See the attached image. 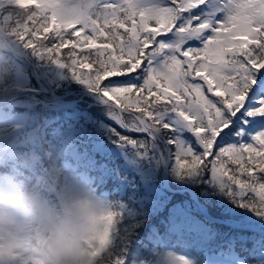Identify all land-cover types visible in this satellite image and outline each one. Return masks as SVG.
I'll list each match as a JSON object with an SVG mask.
<instances>
[{"label":"snow or ice","instance_id":"6c2138e0","mask_svg":"<svg viewBox=\"0 0 264 264\" xmlns=\"http://www.w3.org/2000/svg\"><path fill=\"white\" fill-rule=\"evenodd\" d=\"M82 3L65 12L61 0H0V41L100 95L133 134L117 132L119 142L143 151L164 133L177 175L208 174L264 217V0ZM119 217H106L92 264H108Z\"/></svg>","mask_w":264,"mask_h":264},{"label":"trees","instance_id":"16d2710c","mask_svg":"<svg viewBox=\"0 0 264 264\" xmlns=\"http://www.w3.org/2000/svg\"><path fill=\"white\" fill-rule=\"evenodd\" d=\"M43 35L44 34L41 33L40 38H42ZM25 39H27V37ZM22 51L23 54L26 55V58H28L26 59L25 57H23L26 61L25 63H27L28 65V68L24 69L25 73H27L25 87L30 89H39V91L35 93H28L27 96H23V93L21 91H12L11 96H18L17 101L33 100L34 97L38 99L40 98L42 93L46 92L43 80L40 77L48 80L52 84V86L57 82H61L62 84L70 82L72 89L76 93L79 92L78 90L81 88L90 90L86 84L81 83L82 85L78 86L76 83L77 79L71 74V71L67 68H61V76L58 79H54L52 75L55 74V71L58 70V65L37 58L28 51ZM67 51V48L61 51V59L64 58ZM17 58H19V56ZM29 61L32 63L34 70L37 72V74L40 75V77H38L32 70V66ZM39 68H41L43 71H46L44 75L40 72ZM206 95L210 94L206 93ZM79 104L65 108H47L41 110L33 107L30 103H14V105L11 104L12 106L0 105V107H12L13 110H17L21 113V115H27L28 117L22 129L11 133V135L13 134L12 136L14 137V140L17 143L21 138H28L29 132H27L25 129L32 131L37 137L36 143L30 148L27 146L29 145V142H26L21 145L18 144V152H31V149L36 152L35 147L38 144L42 145L43 147H46V144L44 142L48 139V145L50 148L54 149L56 152H60L61 156H64L65 158L67 157L69 162L75 165L74 173L77 174L78 172H87L89 174L94 175V181L98 182V191H100V189L103 187L118 186L121 181H123V183H126V194L124 198L127 201V204L131 208H134L137 215L133 218L123 216L119 217V219L117 220L115 224L116 236L114 237L111 247L105 253V256L108 258V260L114 259L115 264L117 261H119L120 264H140L139 258L137 257L135 258V261L132 260L131 262H126V254L129 248V244L133 239H136L135 242L139 245L141 252L147 253L148 249L143 246V243L145 241L148 224L151 222H154L153 224L156 226L157 232L162 235L164 234L168 238L177 237L178 233L182 232L185 237L190 238L196 236L198 237L197 239L199 241H202L204 240L203 238H205L207 235H209V233H211V230L214 232L217 231V228H213L210 222L202 218V216L197 215L191 209V206L188 202L187 194H171L163 189H159L157 187V184L154 183L155 180H158L159 178V175L155 173H153L154 177L150 176L149 178V182L151 184L153 183L152 189L146 188L144 184H149L141 181L140 176H138L137 173L135 174L134 170L125 169L123 167V163L121 164L119 162V159L115 154L106 151V149H102L101 147L98 148L97 146H95L94 143L96 142H100V145H107L108 143H110L111 140L115 141L117 139V132H119L120 134H127L129 136H132L133 134L125 133L124 130L119 129L120 125L117 123L114 116L110 113V109L108 107H85V104ZM101 109L105 110L108 113V115L106 114V112L103 113L106 114L108 117L104 116L103 114H99V111H103ZM36 118H41L42 120L40 121ZM93 118L104 124L106 132L103 133V135L95 134L93 135L91 140H88L84 137L80 138L77 133L69 132V130L75 126L79 127V129L81 130L87 126H90L89 120ZM27 122L29 123L28 126ZM69 136L71 137L69 138ZM157 136H160L163 140H166V136L164 133H159L157 134ZM67 137L68 139L66 142L64 139ZM107 139H110V141H107ZM140 142H144L142 138H140ZM125 146L127 145L124 143V147ZM154 147L155 146L151 141V147H149V149H151L152 152L147 151V148H145L144 151L149 154L151 153V162H153L155 168L157 167L158 169H160L159 157L156 156ZM126 148L129 152L132 153L136 152L138 154L142 152L137 147L132 149L130 147L128 148L127 146ZM7 157L8 155L5 156V159H7ZM101 162L105 164L107 170L103 171L100 170V168L94 167V164L95 166L98 165L99 167V164ZM16 166L18 170L23 173L24 181L30 184L32 182L34 172H40L41 169L44 167L50 169L58 167V161L55 158L51 157L49 158L48 163H45L44 159L41 156L40 160L32 162L31 164L23 165L22 163L17 162ZM23 166H25V168ZM114 167L118 169L116 174H113ZM168 171L171 183L173 184V181H177L176 185L170 184L172 187H185V182H187L188 180L187 175H184L186 176L185 178H183V176L181 175H177L175 168L169 169ZM152 177L155 179H152ZM135 182L137 184H135ZM212 183V186L207 184L204 187H199L204 192V196L201 199H203V203L205 205H207L210 209L214 210L213 215H227L228 212L225 209L226 207L234 209V213L240 215L243 213V210H248L249 212L255 213L250 209H245L242 207L237 208V204H235L232 199H230L229 196L225 194V192L219 187V185L213 181ZM215 189L220 190L219 198L213 196L212 190ZM153 191L159 192L160 196L155 195L152 198L155 199L154 201H157L155 206L161 208L158 211L153 212L152 210H150V212H147V203L144 201V198L147 194ZM109 195L113 201L117 200V190L110 191ZM220 207H223L221 211ZM145 214H147L146 217ZM225 228L226 230L223 232L225 236L235 237V235L244 234L246 237H248L249 241L254 240V247L252 251H243V246L246 245L247 242L240 243L239 248L237 247V249L240 254H244L248 258V260L255 264V261L257 260L255 258H257L258 252V250L256 249H264V238L256 237L255 235H252L247 231H242L237 228ZM132 249L133 248L130 249V253ZM114 252H116V254H118L119 252L122 253L119 255L115 254L116 257L113 258L112 255Z\"/></svg>","mask_w":264,"mask_h":264},{"label":"clouds","instance_id":"9594fccd","mask_svg":"<svg viewBox=\"0 0 264 264\" xmlns=\"http://www.w3.org/2000/svg\"><path fill=\"white\" fill-rule=\"evenodd\" d=\"M61 8L84 10L82 0H61ZM18 46L0 41V105H6L22 76ZM29 163L40 153L20 151L10 157ZM0 169V264H92L91 252L107 227L115 203L98 194L82 174L54 167L51 183L37 190L13 170ZM45 178L38 182L44 184ZM53 196L55 199L53 200ZM173 249L161 248L142 264H185Z\"/></svg>","mask_w":264,"mask_h":264},{"label":"rangeland","instance_id":"374dc122","mask_svg":"<svg viewBox=\"0 0 264 264\" xmlns=\"http://www.w3.org/2000/svg\"><path fill=\"white\" fill-rule=\"evenodd\" d=\"M150 24H154V22H150ZM78 27H77V29H78ZM21 52H23V51H21L20 49L17 50V53L19 55L22 54ZM18 59H19L18 67L22 68L23 74L15 82V86H14L13 91H24V93L22 95L27 96V93H30V91H27L28 89L25 87L26 79H27V73H25L24 69H26V67L28 65H27V63H25L26 61L24 60L23 57L22 58L19 57ZM26 59H28V58H26ZM39 69H40V72L44 75V73L46 71H43L41 68H39ZM57 69L58 70L55 71V74L52 75L54 79H58L61 76V70H60L61 68L59 67ZM44 87H45L46 92L42 93L40 98H38V99L36 97H34L33 100L17 101L18 96L14 95V96H10L6 105L12 106L11 104L14 105V103H30V104H32L33 107L41 110V109H47V108L48 109L65 108L70 103H72V104L76 103V105L80 103V104H85L86 106H89L88 104H90V102H92L93 104L99 103V102L101 103L100 98L95 97V96L92 97L91 93H88V94L83 93L82 95L80 92L73 93L71 91H66L63 94H60V93L55 92V91L54 92L52 91L53 93H51L47 86L44 85ZM56 88L59 89L60 87H58V85H56ZM61 90H64V88ZM32 93H35V92H32ZM97 105H99V104H97ZM43 106H45V107H43ZM99 107L103 108V106H99ZM101 110H103V109H101ZM99 112H100L99 114H103L106 111L103 110V111H99ZM106 114L108 115L107 112H106ZM106 114H103V115L107 116ZM27 118H28L27 115H21V113L18 112L17 110H13L12 108L8 109V108L0 107V127H1L0 128V155H3V158H5L6 155L14 156L16 153H18V151H17V149H19V147H17L18 144L21 145V144H24L26 142H29V145H27V146L30 148L31 146H34V144L36 143V141H37L36 135L32 131H29L28 129H25L27 132H29L28 138H25V137L21 138V139H19L18 143L14 140V137L12 136L13 134L12 135L10 134L14 130H18L21 127L23 128L24 121H27ZM36 119H39L40 121L42 120L41 118H36ZM89 122H90V126L87 127L88 129L86 128L87 130L85 128L81 130V129H79V127L75 126V127L71 128L69 130V132L70 133H72V132L77 133L80 136V138L83 137L84 135L89 136L90 133H88V131L91 132L92 137L95 134L103 135V133L106 132V128L102 122L97 121L95 118L89 120ZM28 124L29 123L27 122V126H28ZM5 125L7 128H9L11 130V132L5 131V130H7L4 128ZM119 129L124 130L121 127ZM8 132H10V133H8ZM70 137L71 136H69V138ZM92 137L90 139H92ZM67 139H68V137L65 138L64 140L67 142ZM90 139H88V140H90ZM107 141H110V139H107ZM100 144H101L100 142L94 143V145L97 146L98 148L101 147L102 149H106V151L115 154L118 157L119 162L121 164L123 163V167L125 169L134 170L135 174L137 173V175L140 176L141 181L149 184V185L144 184L146 188L152 189L153 183L151 184L149 182V178H150V176H153V173L159 175V180L158 181L155 180L156 184L160 183L164 187L166 186V183L168 186H170V184H172L171 179L168 177V175H167V177H164L163 170H162L161 166H160V169H158L157 167H156L157 169L155 168V165L153 164V162H151V159H152L151 153L149 154L144 150L138 154L136 152H134V153L129 152L126 148L127 146L124 147V143L119 142L117 139L115 141L111 140L110 143H108L107 145L106 144L100 145ZM155 144L157 145V149L156 148L154 149V151L156 152V156L159 157V153H160L161 157L163 159L164 166L167 169H173V167H175V165H174L172 158H171L172 152L169 149L166 140H163L160 136H156ZM31 151H33V150L31 149ZM147 151H149V150H147ZM50 152H52L54 154V150L51 149ZM50 152H46V153H44V155H48V154H50ZM149 152H152V150ZM18 162H21L22 164H31L27 161H20L19 160ZM159 165H160V163H159ZM62 166H63V168H66V167H68V163L63 161ZM70 167L73 170L74 165L71 164ZM99 168H100V170H103V171L107 170V167L102 162L99 164ZM117 171H118V169H116L114 167L113 174H116ZM79 174H82L84 176V178L89 183H91L98 191V187H97L98 184L94 183V179L91 175H88L86 173H79ZM181 176H183V178L186 177L184 175H181ZM153 177H152V179H155ZM123 178H125V177H123ZM50 183L51 182H48V184H50ZM176 183H177V181L175 180V181H173L172 185H176ZM189 183H191V182H189ZM135 184H137V183L135 182ZM34 185H38V183L34 182ZM117 187H118V189H117L118 190L117 191L118 197H117L116 201H113L112 198L110 197L108 191L109 190L110 191L116 190ZM36 189L41 190L38 188H36ZM101 191L102 190L98 191V194L100 196H102L103 198H105L107 200L113 201L115 203V211L120 213V217L127 216L130 218H133L137 215L134 208H131L127 204V201L124 198L125 194H126V183H123V181H121L118 186L111 187V189H108V191H107V187H104L103 191L102 192ZM155 195L160 196L158 191H153V192L147 194L144 198V201L147 203V207H146L147 212H150V210H152L153 212L158 211L161 208V207L155 206L157 201H154L155 199L152 198ZM54 199H55V197L53 196V200ZM227 212L230 215L227 217L228 218L227 220H229L228 222H231V223H233V222L253 223L254 224L253 227L264 228V217L248 213L244 210H243L244 213L241 215L234 213V211H227ZM146 216H147V214H145V217ZM115 236H116V230L114 227V230L112 233V242H113ZM135 240L134 239L131 240V242L129 244V248H128V251L126 254L125 261L126 262H129V261L131 262L132 260L135 261L136 257L139 258V261L142 260L143 258H146V260L150 259L151 258L150 255H147L146 253H143V252L141 253V251L138 252L136 250L137 246L135 245ZM145 241H146V242H144L145 248H148V250L151 252V254L154 251L160 250L161 248L173 249L176 252L185 256L191 262V264H249V262L247 261L246 258H243V257L237 255V253L232 249L231 244L226 248L220 247V248H217L216 251L210 252L208 250V248H206V246L200 245L198 243L197 244L193 243L194 246H189L188 241L185 239L180 240V241L164 242L160 239V236L156 233V228H154V230L152 229L148 232V235H146ZM191 241L195 242V240H193V239ZM112 242H111V244H112ZM111 244H110V246H111ZM130 247L133 248L131 253H130V249H131ZM195 247H196V250H194ZM106 252H107V250H106ZM121 253L122 252H119L118 254H116V252H114L112 257L115 258L116 257L115 254L119 255ZM129 258H132V259H129ZM260 258H261L260 262L264 264V253H261ZM114 261H115L114 259L108 260V264H115Z\"/></svg>","mask_w":264,"mask_h":264},{"label":"water","instance_id":"95a60500","mask_svg":"<svg viewBox=\"0 0 264 264\" xmlns=\"http://www.w3.org/2000/svg\"><path fill=\"white\" fill-rule=\"evenodd\" d=\"M100 100H101V104L102 105H107V104H105V102H104V100L102 99V98H100ZM100 103V102H99ZM108 106V105H107ZM161 160H162V158H161ZM163 166V165H162Z\"/></svg>","mask_w":264,"mask_h":264},{"label":"bare ground","instance_id":"6f19581e","mask_svg":"<svg viewBox=\"0 0 264 264\" xmlns=\"http://www.w3.org/2000/svg\"><path fill=\"white\" fill-rule=\"evenodd\" d=\"M128 146H129V147H131V145H130V144H128Z\"/></svg>","mask_w":264,"mask_h":264}]
</instances>
